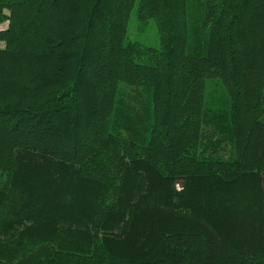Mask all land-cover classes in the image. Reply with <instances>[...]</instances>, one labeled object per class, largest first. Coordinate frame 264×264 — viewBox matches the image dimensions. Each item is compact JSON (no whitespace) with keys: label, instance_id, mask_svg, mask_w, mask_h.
Instances as JSON below:
<instances>
[{"label":"trees","instance_id":"obj_1","mask_svg":"<svg viewBox=\"0 0 264 264\" xmlns=\"http://www.w3.org/2000/svg\"><path fill=\"white\" fill-rule=\"evenodd\" d=\"M4 23L0 264H264V0H0Z\"/></svg>","mask_w":264,"mask_h":264},{"label":"rangeland","instance_id":"obj_2","mask_svg":"<svg viewBox=\"0 0 264 264\" xmlns=\"http://www.w3.org/2000/svg\"><path fill=\"white\" fill-rule=\"evenodd\" d=\"M4 27L5 23L0 24V29ZM128 36L134 41L151 47H157L159 43L154 21L147 20L145 23L138 22L134 10H132L128 21ZM2 45V42H0V47Z\"/></svg>","mask_w":264,"mask_h":264}]
</instances>
